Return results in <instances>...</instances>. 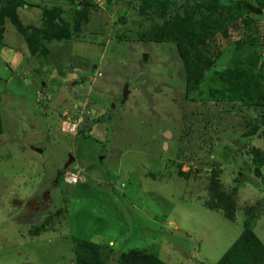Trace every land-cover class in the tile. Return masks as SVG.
<instances>
[{
    "label": "rangeland",
    "instance_id": "1",
    "mask_svg": "<svg viewBox=\"0 0 264 264\" xmlns=\"http://www.w3.org/2000/svg\"><path fill=\"white\" fill-rule=\"evenodd\" d=\"M15 1L23 4L15 9L22 27L43 28L47 10L69 38L30 55L24 38L2 24L0 264H74L73 238L99 245L106 264L127 251L164 264H214L241 232L247 207L264 245V185L247 155L264 149V137L246 135L264 108L227 99L225 79L226 64H246L264 87V14L235 7L253 0H215L232 7L209 32L214 66L199 80L187 78L173 41L143 40L152 2ZM201 1L169 0L167 16L189 11L188 3L200 17ZM73 111L81 122L69 134L64 120L73 123ZM76 170L85 182L66 184L64 173ZM212 170L223 191L235 189L232 222L202 207Z\"/></svg>",
    "mask_w": 264,
    "mask_h": 264
},
{
    "label": "trees",
    "instance_id": "2",
    "mask_svg": "<svg viewBox=\"0 0 264 264\" xmlns=\"http://www.w3.org/2000/svg\"><path fill=\"white\" fill-rule=\"evenodd\" d=\"M169 0H140L141 4L155 5V10L148 13L152 18V24L143 36L146 42H163L171 40L175 43L179 58L185 69L187 78L190 73H195L196 80H199L204 70H208L214 64L208 57L207 40L212 38L210 31L221 28V20L230 14V5H218V1L204 0L200 4L204 6V15L194 18V9L199 8L195 4L187 3L189 11L183 14L174 13L172 17L167 16ZM254 4L240 1L235 4L236 9L241 13L260 16L264 14V0H253ZM23 6L19 1L0 0V40L2 38L3 21L6 19L13 28L24 38V43L30 55L40 49L45 53L43 42H66L69 38L67 25L61 21L58 15L51 11L42 12L44 27L26 28L19 23L15 9ZM208 11V12H207ZM139 14L143 10L139 8ZM32 30L31 35L26 32ZM264 55V48H263ZM145 55L141 60L144 61ZM228 66V67H227ZM227 67L226 83L227 99L240 102L246 106L264 108V87L258 80L260 73L257 69L246 64H230ZM191 73V74H192ZM197 82V81H194ZM186 86L190 83L186 81ZM259 126H264V116H261L258 123L254 125L247 136L257 138L264 137V130L257 132ZM248 164L252 176L264 185V149L250 147L247 150ZM177 175L186 179V173L178 172ZM237 179V178H236ZM207 199L202 207L209 211H219L228 221L232 222L236 209L235 189L225 192L221 189L217 171L212 170L206 187ZM243 228L237 238L231 243L226 251L214 264H264V245L257 239L251 230L254 220L253 208H243ZM43 225H39L33 232L37 235ZM72 251L74 264H106L101 258V247L95 243L73 238ZM114 264H164L151 254L139 251L119 252Z\"/></svg>",
    "mask_w": 264,
    "mask_h": 264
},
{
    "label": "built area",
    "instance_id": "3",
    "mask_svg": "<svg viewBox=\"0 0 264 264\" xmlns=\"http://www.w3.org/2000/svg\"><path fill=\"white\" fill-rule=\"evenodd\" d=\"M76 112H77V116H76ZM81 111H73V116L75 117V120L73 123H67V119L64 120V122L66 123L64 126V130H66V133L69 134H73L74 130L76 129V127L80 124L81 122ZM63 181L66 184H70V185H76L79 183H84L85 182V178L83 175V171L82 170H76L74 172H66L63 176Z\"/></svg>",
    "mask_w": 264,
    "mask_h": 264
},
{
    "label": "water",
    "instance_id": "4",
    "mask_svg": "<svg viewBox=\"0 0 264 264\" xmlns=\"http://www.w3.org/2000/svg\"><path fill=\"white\" fill-rule=\"evenodd\" d=\"M125 95H126V86H124L123 91H122V100L125 99V97H126ZM168 137H169V133H168V132L163 133V138H164V139H167ZM163 148L165 149V144H164ZM70 160H71V159H69V160L67 161L66 165L69 164ZM66 165H65V167H66Z\"/></svg>",
    "mask_w": 264,
    "mask_h": 264
},
{
    "label": "clouds",
    "instance_id": "5",
    "mask_svg": "<svg viewBox=\"0 0 264 264\" xmlns=\"http://www.w3.org/2000/svg\"><path fill=\"white\" fill-rule=\"evenodd\" d=\"M65 174V173H64Z\"/></svg>",
    "mask_w": 264,
    "mask_h": 264
}]
</instances>
